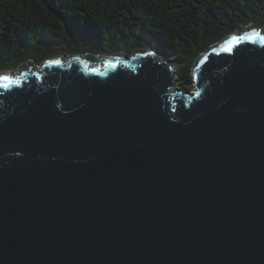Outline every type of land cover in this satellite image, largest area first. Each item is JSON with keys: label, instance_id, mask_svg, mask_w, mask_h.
<instances>
[{"label": "water", "instance_id": "95a60500", "mask_svg": "<svg viewBox=\"0 0 264 264\" xmlns=\"http://www.w3.org/2000/svg\"><path fill=\"white\" fill-rule=\"evenodd\" d=\"M246 27L191 89L153 49L1 72L0 264H264V28Z\"/></svg>", "mask_w": 264, "mask_h": 264}, {"label": "trees", "instance_id": "16d2710c", "mask_svg": "<svg viewBox=\"0 0 264 264\" xmlns=\"http://www.w3.org/2000/svg\"><path fill=\"white\" fill-rule=\"evenodd\" d=\"M250 24L264 28V0H0V73L59 55L153 49L191 89L200 56Z\"/></svg>", "mask_w": 264, "mask_h": 264}, {"label": "snow or ice", "instance_id": "6c2138e0", "mask_svg": "<svg viewBox=\"0 0 264 264\" xmlns=\"http://www.w3.org/2000/svg\"><path fill=\"white\" fill-rule=\"evenodd\" d=\"M253 36H257L259 35L258 33H253ZM246 37H233L231 41L226 42V47L224 48L225 51L231 52L232 51V47H233V41H235L236 43H239L241 40L245 39ZM111 63V62H109ZM0 79L2 80H9L10 77L4 76V77H0ZM16 83H19V81H15ZM197 95H199V93H197Z\"/></svg>", "mask_w": 264, "mask_h": 264}, {"label": "rangeland", "instance_id": "374dc122", "mask_svg": "<svg viewBox=\"0 0 264 264\" xmlns=\"http://www.w3.org/2000/svg\"><path fill=\"white\" fill-rule=\"evenodd\" d=\"M248 27H242L239 31H243V30H248L247 29ZM235 32H237V31H235ZM26 65H30V63L29 62H27V63H25V64H23V66H26ZM177 72V71H176ZM177 84H176V86H175V88L177 87H181V88H183V86H184V84L181 82V80L179 79V76L177 75ZM183 85H182V84ZM193 85V84H192ZM193 87V86H192Z\"/></svg>", "mask_w": 264, "mask_h": 264}]
</instances>
